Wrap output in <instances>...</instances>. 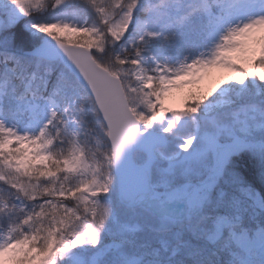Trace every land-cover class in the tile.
I'll return each mask as SVG.
<instances>
[{
	"label": "trees",
	"instance_id": "16d2710c",
	"mask_svg": "<svg viewBox=\"0 0 264 264\" xmlns=\"http://www.w3.org/2000/svg\"><path fill=\"white\" fill-rule=\"evenodd\" d=\"M108 1L0 0V18L5 19L9 26V35L0 40L2 115L14 125H23L24 101L50 96L58 98L52 94L58 90L65 92L69 100L84 105L79 114H86L81 120L77 115L70 117L68 111V118L61 110L57 111L53 125L43 137L51 154L46 168L53 177L60 174L55 180L37 167L17 172L12 165L18 162L21 154L20 143L9 141L10 146L5 148L3 142L7 139L0 130V229L16 241L34 238L42 246H56L62 238L70 242L75 238L77 227L84 220L78 208V183L63 170V163L71 154L72 143L77 144L90 160L96 159L103 165L109 163L105 131L85 91L59 62L49 64L22 55L23 51L39 43L42 33L48 28L59 31L62 42L88 48L102 68L119 77L124 85L125 81L129 82L125 87L130 88V106L134 113L143 111L148 127L161 120H170L171 115L166 109L154 105L148 94L131 80L130 74L140 60L148 63L155 59L168 71L180 91L188 85L183 93L188 115L206 111L216 102L198 87L214 62L218 67L237 73L238 82L225 96L226 108L232 110L231 124L245 134L264 130V111L260 108L264 104L263 58L250 63L227 58L214 46L213 32L204 11L194 5L184 9L181 15L170 17L165 12L169 0H110L113 8L118 10L128 5L135 7V13L142 14L143 26L148 16L159 14L164 18L156 34L142 37L140 32L144 27L131 26L124 39L110 46L107 21L94 13ZM30 2L36 6L15 18L16 7ZM190 12H195L196 16L185 19ZM19 26L20 31L32 40L26 45L15 39ZM260 41L264 46V35ZM254 110H260L262 118L256 123L247 119L248 112ZM90 131L95 134V142L92 143ZM97 144L102 145L101 149H96ZM224 171L235 174L241 181V187L226 186L218 181L203 204L189 206L187 211L192 210L177 216L165 231L154 229L156 216L146 210L160 207L155 200H150L143 208H130L118 205L114 196L112 208L118 222L137 220L138 225L134 229L138 231L128 237L117 236L116 247L104 254L109 255L101 264H238L244 256L245 241L264 236V153L257 155L243 149L231 154ZM221 218L231 226L213 241L214 225ZM171 234L175 238L167 248L155 243L158 235L167 239ZM146 237L151 239L147 246L143 245ZM103 239L109 246L111 240L106 235ZM54 258L53 264H69L64 254L56 252Z\"/></svg>",
	"mask_w": 264,
	"mask_h": 264
},
{
	"label": "rangeland",
	"instance_id": "374dc122",
	"mask_svg": "<svg viewBox=\"0 0 264 264\" xmlns=\"http://www.w3.org/2000/svg\"><path fill=\"white\" fill-rule=\"evenodd\" d=\"M169 1L165 12L170 17L181 15L189 6L200 7L210 23L214 46L227 58L246 63L255 62L259 58L264 59V46L260 41L264 35V0ZM35 6L34 2L21 4L16 7L13 15L18 18ZM94 13L99 19L107 21L110 46L115 41L124 39L131 26H143L142 14L138 12L137 15L132 5L118 10L113 8V3L109 0L108 4H104L102 9H95ZM188 14L185 19L196 16L195 12ZM160 17L159 14H155V17L148 16L140 32L142 37L158 32L164 21V18ZM8 27V22L0 18V40L9 35ZM17 31L14 35L16 41L26 45L31 40L30 37L20 31V26ZM43 36L62 41L60 32L51 28L46 29L41 37ZM130 77L148 94L154 105L163 107L171 115L170 120H161L148 127L149 122L144 119L143 111L136 112L137 119L144 124L146 122L145 130L161 132L166 137L165 149L161 156L158 154V162L152 168L151 191L139 199L137 208L145 207L144 205L150 200L168 203L180 199L183 195L187 196V193L192 192L195 187L199 189L204 184H215L218 180L224 182L226 186L240 188L241 181L235 174L225 172L224 166L233 151L244 149L257 155L264 153V130L245 134L231 124L232 110L226 108L225 96L238 82V74L226 67H218L214 62L204 74L203 81L198 87L205 96L215 99L216 102L212 106L209 105L206 111L192 115L186 113L183 103V93L188 85L183 86V90L180 91L177 84L170 79L168 72L155 59L148 63L140 60ZM128 84L129 82L125 81V85ZM129 89L126 91L127 95L130 93L131 99ZM2 94L3 89L0 87V107ZM52 94L58 98L50 96L24 102L22 114L25 123L21 126L10 123L11 120L9 118L7 120L2 115L0 108V129L7 139L3 142L5 148L10 146L9 141L21 143L18 162L12 165L16 167L17 172L21 173L27 168L37 167L42 169L47 177L55 180L60 174H54L53 177L46 168L51 154L43 137L55 121L58 110H61L63 115L68 111L71 113L70 117L77 115L81 120L85 119L86 114H79L85 106L69 100L62 90ZM260 108L264 111V104H261ZM66 117L68 118L67 115ZM200 117L202 120H199ZM247 119L253 120L254 123L260 121L262 119L260 110L249 111ZM91 132L92 143L95 134ZM102 135L103 133L100 132L101 137ZM100 147L102 145L97 144L96 149H101ZM108 160L109 163L105 165L96 159L90 160L77 144L72 143L71 154L68 160L64 161L63 170L78 183V208L84 220L78 225L75 238L71 242L62 238L56 246H42L34 238L16 241L8 232L0 229V264H53L56 252L64 254L69 264H89L91 257H95L94 264H101L109 255L104 256V254L116 247L117 236L128 237L138 231L134 229L138 225L137 220L119 223L112 208L113 197L116 198L115 179L108 168H111L110 157ZM145 160L143 154L134 155V162L138 165L144 164ZM246 195L250 196L248 193ZM176 203L178 202L175 201ZM181 207L183 204H180ZM146 210L150 215L156 216L157 224H154V229L165 231L170 228L172 221L170 210H164L162 214L154 210ZM129 216L132 217V213ZM230 226V222L221 218L214 225L212 240L216 241L223 230ZM104 235L111 240L109 246L104 244ZM165 238L158 235L155 243L167 248L175 235L171 234L167 239ZM150 240L146 237L143 245L147 246ZM244 245V256L239 259L238 264H264V236L247 240Z\"/></svg>",
	"mask_w": 264,
	"mask_h": 264
},
{
	"label": "water",
	"instance_id": "95a60500",
	"mask_svg": "<svg viewBox=\"0 0 264 264\" xmlns=\"http://www.w3.org/2000/svg\"><path fill=\"white\" fill-rule=\"evenodd\" d=\"M24 54L48 62L59 59L91 97L107 130L118 201L133 205L140 196L147 194L151 167L157 161L155 152L165 147V136L141 132L140 123L128 106L119 79L99 67L86 48L63 45L48 37ZM134 152L144 153L146 161L143 165L133 162ZM89 263L94 264L95 258H91Z\"/></svg>",
	"mask_w": 264,
	"mask_h": 264
}]
</instances>
